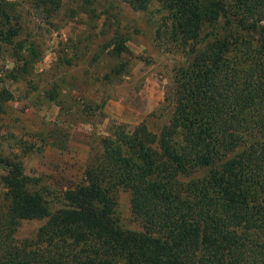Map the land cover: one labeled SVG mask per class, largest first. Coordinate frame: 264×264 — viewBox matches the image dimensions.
I'll use <instances>...</instances> for the list:
<instances>
[{
  "label": "trees",
  "instance_id": "1",
  "mask_svg": "<svg viewBox=\"0 0 264 264\" xmlns=\"http://www.w3.org/2000/svg\"><path fill=\"white\" fill-rule=\"evenodd\" d=\"M121 1L157 3L156 44L185 56L163 99L169 119L101 138L83 183L55 205L5 159L0 264H264V0ZM30 4L50 17L60 0ZM12 12L0 2L4 41L20 29ZM10 98L0 89V113ZM118 190L141 231L113 221ZM31 220L43 222L17 240Z\"/></svg>",
  "mask_w": 264,
  "mask_h": 264
},
{
  "label": "rangeland",
  "instance_id": "2",
  "mask_svg": "<svg viewBox=\"0 0 264 264\" xmlns=\"http://www.w3.org/2000/svg\"><path fill=\"white\" fill-rule=\"evenodd\" d=\"M0 2L13 4L10 21L20 28L11 41L0 37V89L11 94L0 113V179L9 160L55 205L83 183L101 138L119 126L143 122L157 133L167 123L163 99L185 56L156 44L162 13L154 1L135 11L121 0H60L50 17L30 0ZM112 219L141 231L126 191L116 192ZM42 222L20 221L14 236L30 238Z\"/></svg>",
  "mask_w": 264,
  "mask_h": 264
}]
</instances>
